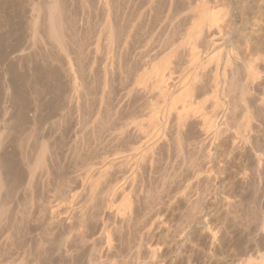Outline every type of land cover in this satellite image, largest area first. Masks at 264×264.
<instances>
[{"label": "bare ground", "instance_id": "1", "mask_svg": "<svg viewBox=\"0 0 264 264\" xmlns=\"http://www.w3.org/2000/svg\"><path fill=\"white\" fill-rule=\"evenodd\" d=\"M75 2H77V6H76ZM245 2H246V0H46V6L42 5V8H44V7L47 8V11H46L47 17H46L45 21H44V19L43 20L41 19L42 21H44V23H43L44 35H43V33L42 34L38 33V32H42V31H38L39 27L37 26L41 22V21L38 22L39 16L37 14V11L39 10L38 9L39 5L38 4H37L38 6L36 5V0H30L29 10H28L29 11L28 19L26 17L27 15L25 16L23 14L26 17V20H27L26 26L28 27V29L26 27H25V29L27 30V32H29L28 38H27V40H29V41H27V42H31L29 44L32 48L34 45H35L34 48H36L37 43H35V42L37 41V39L39 41L40 36H38V35H41V37H42L40 39L41 42H38V41L37 42L38 43L43 42V46L45 47V48H43V50L44 49L46 50L48 48V46L50 45V48L56 49V51L58 52V55H59V60H60L59 61L60 66H58L60 69H57L58 71L52 69V67L49 70L48 68H50V67H48V65H46L48 68L45 65L43 66V67L47 68L48 71H44V74H43L44 78H42V81H45V82H42V83L47 84V86H49L48 83H53V84L57 83L56 84L57 87L54 85L53 86L58 89L57 90L58 96H56V95L55 96L59 97V98H55V99H59L61 105L59 106V108H58V106H56L59 109V110L57 109L58 112L55 111L56 108L53 111L58 113L57 118H59V121H58L59 123L56 122L58 119L54 116V118L57 119V120L55 119L56 121H54V124L56 123V127H57V123L59 124V129L57 127V129H58L57 132H59V134H60V136L59 135L58 136L60 138H62L60 140L59 139H56V140H59V142L62 140L63 141V145L61 144L62 147L63 146L66 147V148L63 147V149L65 150V151H63V155L65 158L63 157L62 163L65 161V159H67L66 158V157H68L67 154H69L68 152L70 150H72L71 149V147H73L72 145H74V147H73L72 154H71L70 158L73 160V158L75 159V157H78L81 154L77 149L78 143L80 140H81V143L84 142V147L89 146L92 142H93V144H95L96 148L99 147L97 145H101L100 148H102L103 144H104V146L106 145L105 146L106 148H107V145H109V144H110V146L113 145V146H115V149L117 146H120L121 144L123 145V143L126 145L129 142V136L128 135H130L129 130H131V127H134L133 128L134 130L132 129V131H136L137 137H138L137 140L143 141V142H140L141 145H142V143H143V145L140 149L134 150V152H131L128 155L121 154V152H118V149H116L117 153H120V154H116L114 152L112 154V158H110L111 156H109V158L106 157V159L102 158L100 163L98 162L99 163L98 166H96V168L92 169V171H90V173H88L86 175V178L84 181L82 179L81 180L78 179V174L76 175L77 179L75 178V174H73V177L69 176L73 173V171L75 173L77 172V167H75L77 165V163H75V162L72 163L73 161L70 160L71 163H70V161H69V163L73 164V165L71 167L72 170L70 168H68L69 169L68 173L69 172L70 173L72 172V173L71 174L69 173L68 176L65 173L66 176H64L67 178V179L65 178L66 179L65 184H67L66 185L67 186L66 191L68 189L67 192L69 194L73 189L77 188L78 185L79 186L82 185V187H84V189L86 190L85 193H87V195H86L87 197L85 196L86 198L84 200L83 205L79 206V204L74 205L76 203L75 201L78 200L76 198L77 195L75 196V194H73V195L70 194L69 197H67L65 195L67 200L69 198V200H68V201H70L69 205H71L72 203H73V205H71V206L68 205L67 207L65 206L64 208L62 207L63 210L61 211L60 208L57 207L58 202L56 204H54L55 201L57 200V198L60 197V191L62 192V190H63V192H65V190H64L65 186H63V185H65V184H63L65 181L64 182L61 181L60 178L62 176H60V178L57 176V175L61 174L60 173L61 166H62V163L60 160L61 157L58 153L54 154L56 151L54 153L52 152L54 155H52L50 152H48L50 150H48V148H47L48 146L46 147V143L48 144V142H47L48 140H46V142H45V137L47 138V136H49V135L44 134V131H46L47 129L45 127H42L43 129L40 127L42 129L41 133H40V130H38L39 129L38 126L41 125L40 124L41 121H39V120H41V119L39 118V120H38L39 123H37V115H38V108H39L37 103L35 104L33 102L32 108L28 110L29 112H31V115L29 117H26V116L24 117V115H25L24 109L26 110V108L22 107V104L24 106H25V104L21 102V100H22L21 97H23V96H21L22 94L20 95V92H19V90L21 89L20 87L25 88L26 91L29 90L30 88L32 90L33 89L32 86H34L37 83L38 78L40 76L42 77V75L40 74V76H39L38 71H37L38 74H36L37 72L35 73L33 71V69L30 67L31 65L27 66L28 67L27 74L28 73L29 74L25 76L24 80L22 81V84L20 85L21 82L18 81L19 83H17V81H16L17 77L15 79L14 75L11 73L10 70H7V71L5 70V72H3V76H2V79L0 81V92H1V95H0L1 99L0 100H1V106H2V107L0 106L2 109L1 110L2 112L0 111L1 112V114H0V116H1L0 117L1 118L0 119V123H1V126H0V257L2 255H5V254L7 256V254H9L13 251L16 253V249H19L20 253H22V254H27V253L29 254V251L31 249L30 245L32 244V243L30 244L29 238L30 239L33 238L32 236H34L35 231H38L39 227H41V226L52 227V228L54 227V229L55 228L60 229L63 225L69 224V226H70L73 224L75 227V224H76V226H78V228L82 229V228H84L83 225L87 224L90 220H92V222L94 223L99 218L101 220L100 222H102L103 219H105L104 217H109V215L112 214L110 212L111 209L109 208L110 207L109 204L111 202L112 195L115 193V191L118 189L119 191H121L123 193L125 188L130 187V189H131L130 191L133 192V190L136 189V187H138V185H135V184L138 181H140L137 179L138 175L142 177V175H140V173H141L140 171L144 170V169L146 170V169L152 168V167L155 168L154 166H152L155 164V162H154V164H152L153 160H154V155H156L155 153L159 150L158 148L160 146L161 147L164 146V143H165V145L170 143L171 140L176 145V152L178 155H183L184 152L187 151V150L184 151L185 150L184 148H186V146H187L188 148H192L191 150L198 152L199 154H202V156H203V158H201L200 164H198L199 161L196 160V158H195L196 156H194V158H195L194 160L197 161L198 163L195 161L193 162V164L197 163V166H196V164H194V166H196V167L194 168L195 170L192 169L193 170L192 174L195 176L194 181L199 182V181H201V180H199L201 178L202 181L205 182L203 184L206 186V188L204 187L203 189L208 190V191H206L202 194L200 191V193H198L196 195V197L194 198L196 205H197V203H199L200 199L202 200L203 197L205 198V196H204L205 193H207V192L209 193V188L207 189V186H209V187L210 186H214V187L217 186L218 187V185H220V187L222 189H225V187H227L228 184L225 186V180H224L225 175H224V173L226 170V164L227 163L231 164L228 160L234 161V159H236V156L239 157L238 158L239 161L241 160V158L245 159L244 157H246V158L251 157L252 162L254 164V169L255 168L257 169V170L255 169L256 171L264 168V151H263L264 149L261 148L262 146H264L263 145L264 144V137L262 139L263 142L260 141V143L262 142V144H261L262 146L259 144L258 139H257L259 137V135H262L264 133L263 132V129H264L263 126L264 125L261 126L264 123V121H263L264 120V53L259 54L260 51L264 52V49L262 46L264 43L261 45L260 44L261 42H260L259 45L262 46V47H260L258 45V42L256 41V39L254 38V36L258 37L257 35H255L257 33V31H256V25H254V24H252L253 27H252L251 35H246L243 33V23H245V22H243V20H241V15H240L241 12L239 13V9H240L239 5L242 3L245 4ZM261 2H264V0H262ZM43 3L45 4V0ZM252 3L254 4V2H252ZM258 3H260V2H258ZM258 3H256V4H258ZM17 4H18L17 0H16V2H15V0H0V14L1 13L3 14L5 12H6V14H8V13L13 14L14 12L17 11L16 7L21 8L20 7L21 3L19 4V7L17 6ZM249 4L250 3L248 2V5ZM263 4L258 7L260 10H261V8L262 9L264 8ZM22 8H23V6H22ZM249 8H252V7L250 6ZM5 10H7L8 13ZM22 10H20V11H22ZM22 12H24V11H22ZM39 12H41V11H38V13ZM18 13H19V11H18ZM39 15L45 16V15H41V13ZM143 15H146L147 19L145 18L146 16H143ZM8 16H9V14H8ZM14 16H16V14ZM14 16H13V18L15 20ZM142 16H143V18H145L146 22L144 23V25L141 28H139L138 26L141 23L140 20L142 19ZM18 17H16V19H18ZM9 18L10 19H7L8 20L7 24H8V26L12 27L10 25V21H9V20H11L12 16ZM253 18H255V17H253ZM261 19H262V17L260 18V20ZM180 20H182V22H184V20H187V21L189 20L188 21L189 25L187 26V28L185 27L186 29H184V25L185 24L187 25V23H185V22H184L185 24L179 23ZM260 20H257L256 22H258ZM20 22H21V20L18 22V24ZM177 23L179 25L184 24L183 28L181 25L179 26V27H181V32L183 30H185V31H183L184 34H183V36H182L183 38H181V40H178V37L181 33L175 31V30H177L176 27L178 28ZM11 24H12V20H11ZM95 24H96V26H95ZM16 25H14V26L16 27ZM41 26H42V24H41ZM13 29H14V27H13ZM15 29L13 30V33H14ZM22 29H23V27H22ZM168 29H170L169 31L171 33H173L174 35L177 36V40L172 41L173 42L171 45L172 47L169 45L170 43H167V45H165L166 47H164V44H162L163 42L166 41L167 38L170 37L169 36L170 32L168 31ZM18 30L19 29L17 27V31ZM178 30H179V28H178ZM165 31H166V33H165ZM255 31H256V33H255ZM10 32H12V30ZM19 32L21 33V30H19ZM19 32H18V34H19ZM136 32H139V34L142 35V37L140 36L141 37V45L140 46H136V45L134 46L133 45L134 44V42H133L134 37H135V35H137ZM175 32L179 33V35H177V33L175 34ZM259 32H260V30H259ZM15 34H17V33L15 32ZM257 34H259V33H257ZM20 35L21 34H19V36ZM160 35H162L163 37H160ZM174 35H172L171 38ZM43 36L45 37V39H43ZM158 36L160 38H162L160 40L161 42H159V39L158 40L156 39V38H158ZM175 37H173V39H176ZM169 39H168V41H171ZM254 39H255V41H254ZM157 41H158L159 45L161 43L163 46L162 45L159 46L157 44ZM175 41H178L177 44L175 43ZM1 42H2V38H0V44H1ZM132 42H133V44H132ZM262 42H263V40H262ZM47 43L49 44L48 46H46ZM238 43H241L243 45V47H244L243 49L247 54H248L247 51H251V50H252V52L254 51V54L255 53L258 54V56H255L257 58L253 57V59L255 58L254 60L252 59L253 62L252 61L246 62V60L244 61V59H246V57H243V59H242L239 56V53L237 52L236 44L238 46ZM156 44H157L158 49L161 46L164 47L165 49L167 48V46L171 47V48H169V50H167L168 53L166 55H164L158 61L154 62V57H155L154 55L156 54V56H157L158 54H157V52L155 54H151V52H153L152 51L153 49H155V51H157ZM225 44L226 45L229 44V47L227 45V47L229 48L228 50H227V48L225 50ZM185 45L188 46L186 51H184L186 48ZM184 46H185V48H184ZM257 46H259L260 48ZM238 47L240 49L241 46H238ZM164 48H162V49H164ZM198 48H201L202 50L201 49L199 50ZM54 49H52V50H54ZM160 49H159V51H160ZM52 50H51V52H52ZM46 51H45V53L48 54L49 49L47 52ZM238 51H241V50H238ZM244 51H242V52H244ZM252 52H250V53H252ZM43 53H44V51H43ZM49 53H50V51H49ZM54 54H55V52H54ZM254 54H252V55H254ZM248 55L250 56L251 54H248ZM244 56H246V55L244 54ZM125 58L128 59V61H126ZM249 58H251V57H249ZM52 61L53 60H51V62ZM53 63H54V61H53ZM186 63L187 64L190 63L188 67L186 66L187 68L181 67V68H183V70H185V77L183 76L184 79H183V77L178 78V75H176L177 76L176 79H179V81L175 80V77H176L174 75V74H176L175 68L177 66H183V64L185 65ZM210 63H212V66H213L212 70L210 71L211 82H210V80L207 81L208 78L206 79V77H207L206 68H207V65H209ZM28 64H30V60H29ZM149 64H150V67H148V69L144 68V66L149 65ZM51 65L52 64H50V66ZM58 67L56 66V68H58ZM45 68H43V69H45ZM52 70H54V71H52ZM39 71H41V70H39ZM97 74H99L100 84H99V87L97 84V87H98L97 90H99V92L96 93V95H97L96 96L95 95V89L92 88V85H93L92 80H93V83L96 82L94 80H96V78L98 79ZM114 74H117L116 78H114ZM95 76H96V78H95ZM115 81L118 83L117 86H114V84H116ZM39 82L41 84V80L38 81L37 85L39 84ZM37 85H35V86H37ZM42 86L43 85L41 84L40 87L44 90V88H43L44 86L43 87ZM47 86H45V90L42 92H44V93L49 92V90H48L49 87H47ZM50 86H51V84H50ZM46 87L48 89H46ZM93 87H96V86H93ZM55 88H54V90H55ZM21 90L23 91L24 89H21ZM31 90H29L30 93H31ZM35 90L36 89L34 88V90H32V92ZM46 90H48V91H46ZM52 90H51V92H52ZM154 90L156 91V94H158V96L157 95L156 96L160 99L159 101L162 102V104L160 106H158V104H156L158 107H156V106L154 107V106L150 105L151 100L153 99L152 97L155 93ZM207 91H210L209 97L213 100V111L209 114V116L204 115V118H203V117L199 116L198 113H201V111L203 110V106H205L204 103L208 97V96L206 97ZM256 91H260V93H256ZM55 92H56V90H55ZM30 93L28 95L31 96ZM259 94H261V96ZM94 95L96 96L95 98H94ZM53 96H54V94H53ZM30 99L33 100V98H30ZM93 101H96V102L92 103ZM153 102L151 104H153ZM155 102H157V100ZM96 103H97V109H93L94 108L93 106H95ZM157 103H159V102H157ZM92 104H94V105L92 106ZM131 104L133 105V107L136 106L138 108V110L141 108L142 111H140V112H142V113H143V110L144 111L145 110L150 111V112L148 111L149 113L148 112L146 113V114H150V115H148L149 118L147 117V120L150 121L149 123H153L151 125H153V128H155V129H153L155 131L152 134L150 133L151 135L148 134L149 133L148 131H146V130H148L147 126H144L145 123L143 124L142 121H139L138 123H136L135 120H133V118H131L132 119L131 120L130 118H127V117L123 118L124 116L121 117V114L123 112L122 110H123L124 106L127 107V105H129L132 108ZM147 105H148V107L146 109H143ZM153 105H155V103ZM82 107L84 109H82ZM130 107H127V108H129V110H131ZM177 107L179 108L178 111H177ZM41 108H39V110L43 111V110H41ZM91 109H93L95 114L90 112ZM238 109H241L242 112H244L243 122L241 124V128L240 127L236 128L237 127L236 124H235V126H236L235 127L234 123H233L235 121L237 122V120L234 118H235V116H237L236 111ZM103 110L105 112V115H101V114H104V113H101ZM45 113H46L45 115H47L46 117L48 119L49 113H47V112H45ZM89 113L92 115L94 114V115L92 116ZM40 114H42V113H40ZM123 114H125V113L123 112ZM130 115H132V114H130ZM172 115H173V117H171ZM40 116L42 118V123L44 122L42 125H44L46 122L45 121L46 118H45V120H43L44 118L42 117V115H40ZM197 116H198L199 120L201 118H203V122H202L203 127L201 126L200 129H201V131H204V133L202 132V134L199 135L200 137L198 139L194 140L195 137L192 136V134H193L192 131H194V130L191 129L192 128L191 123L194 121H196V123H197V121H198V119H196ZM50 119L52 120V117L50 118V116H49V120ZM201 121H199V122H201ZM261 121H262V123H261ZM48 122L49 121H47L46 123H48ZM112 122L114 123L113 126H112ZM115 122L116 123L118 122L119 126L114 127L116 124ZM232 123H233V125H232ZM37 124H38V126H37ZM20 125L24 126V128H25L24 131L21 129ZM47 125H45V126H47ZM53 125H51V126H53ZM147 125H149V124L147 123ZM151 125H149L148 128H150ZM23 126H22V128H23ZM83 128H84V130H83ZM202 128H204L205 130ZM36 130H37V132L39 131L40 135L36 132ZM34 131L36 132L37 135H39V137L38 136L34 137L35 140H36V138H37V140L35 141L33 139L34 145H32V141H31L32 139L31 138H33ZM84 131H88V133H89L88 134L87 132H85L84 133L85 135H88V136L90 135L89 141L91 143L88 145H85V141H84L85 137L83 135ZM151 131L152 130H150V132ZM201 131H199V133ZM197 132H198V130H197ZM132 133L134 135V132H132ZM195 133H196V131H195ZM45 135H47V136H45ZM66 135H69L67 138L68 142L65 139ZM148 135H149V137H148ZM229 135L231 137H229ZM24 136L27 139H24L23 138ZM34 136H36V135L34 134ZM189 136L194 138L190 142H188L189 138L191 139V137H189ZM23 139L27 140L26 141V147H27L26 149L27 150H28V148H30L29 146L31 143V149H30V152L32 151V153L30 155L31 157L33 156L32 155L33 149L35 152L34 153L35 157L31 158V160L34 159L32 164H29L26 167L25 165H27V163L24 165V161H23L22 165H23V167L24 166L26 167V170H24V171H22L24 168L21 169L22 165L20 162L21 160H23L20 158L22 154L17 155L20 152V150L25 149V146H24V148H22V145H23L22 140ZM87 139H85V140H87ZM173 143L171 142V145ZM57 145L60 147V144H58V142H57ZM15 147L18 149H16ZM62 147H60V149ZM81 147H82V145H81ZM52 148H54V145L52 146ZM56 148H57V146H56ZM120 148L121 147H119V149ZM88 149L85 148V150L87 152H94L95 151V149H93L92 144L90 145L89 151H88ZM112 149L115 150L114 147ZM16 150H19V152L18 151L16 152ZM27 150H25L27 153H25V151H24V154H28ZM97 152L98 151H96V153ZM195 152H194V154H195ZM238 152H239V154H238ZM24 154L22 156H24V157L27 156V158L25 157L26 159H24V160H26V162H29L30 160L27 161L28 155H24ZM90 154L91 153H88L87 155H90ZM217 154H219L222 158V159L219 158L221 160H220V162H218L219 165L217 164L218 167H216L212 162V159L214 161V159L216 157H218ZM156 156H158V155H156ZM29 159H30V157H29ZM217 160L215 162H217ZM76 162H77V160H76ZM156 162H158V161H156ZM241 162L243 163L242 160H241ZM30 163H31V161H30ZM232 163L235 164V166L238 168V170L242 172L241 173L242 178L247 179L248 175H249V174H247L248 170L246 168H243V167L239 168V165H237V163H234V162H232ZM60 164H61V166H60ZM201 164L204 167L201 166ZM249 164H250V162H249ZM64 165H63V167H64ZM56 166L60 167V168L58 167V169H60L59 174H57L58 172L56 173V169H57ZM197 167H199V168H197ZM201 167H203V168H201ZM64 168H63V170H64ZM154 170L156 171V169H154ZM149 172H150V170H149ZM152 173H153V171H152ZM227 173H229V172H227ZM234 174H236V173H234ZM144 175H145V173H144ZM95 176H96V178H94ZM56 177H58L57 180H56ZM105 177H108L110 179H112L111 177H114V179H112V181H114V180L115 181L117 180V181H116V183H113L114 185L110 189H109V187L107 188L108 191L104 190L103 188L101 189V190L107 192V194H105L106 192H104V194L102 193V195H105V197H104L105 203H103L104 202V201H102L103 196L102 195H99L101 197H97V196H98V193L101 191L100 190L98 192V190L101 188L99 186V183L101 182V180H102L101 183H103V181L105 179H107ZM71 178L74 180L73 182L71 181L72 184L70 183ZM237 178H239V177H237ZM110 179L108 180V182H111ZM190 179H191V177H190ZM233 180H235V179H233ZM60 181H61V183L63 182L62 183L63 185L61 184L62 188H60L62 190L58 189L59 190V196L56 197L57 196L56 193L58 192V190H56L57 188H55V190L57 192L55 190H53V191L50 190L52 193L54 192V194H56L55 196L50 195V194L48 195V190L50 188L46 191L47 187H49V185L52 183H53V186L55 184L54 187H56V185H58V187H59ZM80 181H81V184H80ZM140 182H142V181H140ZM191 182H193V181L190 180L189 183L191 184ZM101 183H100V185H101ZM189 183H188V186H190ZM105 184H106V182H105ZM116 186H118V187H116ZM51 187H52V185H51ZM258 187H259V184H258ZM97 188H99V189H97ZM261 188H262V186H261ZM137 189H139V187ZM260 191H256V192L259 193ZM28 192L30 193V200H29L30 203L27 200H25L28 202L27 204H29V205H28V207H24V205L26 203L23 204L24 201L21 202L20 197L23 196V198H24L25 193H27L26 195H28L29 194ZM226 192L227 191L223 192V193H225L224 196L222 193L223 197L221 199L222 201L220 200V202L223 205V207H225L228 211V209L230 210V209H233L234 207H236V204L238 203L239 200L237 201L236 197L232 196V193H230L231 196H229L230 194L228 192V196H227ZM232 192H233V190H232ZM256 192H255V194H257ZM63 194H67V193L65 192ZM130 194H132V193L130 192ZM130 194H129V196H130ZM62 195H61V199H63ZM133 195L135 196V194H133ZM194 195H195V192H194ZM260 195L261 194H259V196ZM123 196H124V198L122 197L123 198L122 203H120L122 208H121V212H120L121 214H120L119 220L121 222H123V224H126L127 226L131 224V225L136 227V224L134 225L131 223L133 220H135L136 217H138V216L133 217V215H132L133 209H134L133 208L134 204H133V206H131V204H132L131 202H133L134 199L130 200V198L128 197L127 194H125ZM210 196H211V194H210ZM236 196H237V194H236ZM75 198H76V200H75ZM96 198H99V199L102 198L100 201V202H102V204H101V206H98V207H102V205L105 204V208L104 207H103L104 209L101 208V210L102 209L103 210L102 211L100 210L101 213L99 214L98 218L96 216L97 214H95V218H96V220H95V218H92V216L94 217L93 212H95L97 209H94L95 211L92 210L94 207H96V206H94L95 204L93 205L92 203L96 201ZM133 198H135V197H133ZM140 199H141V197H140ZM213 199H211V200H213ZM253 199H254V197H253ZM189 200H191V199H189ZM187 201H188V199H187ZM258 201H259V199H258ZM78 203H80V202H78ZM188 203H189V201H188ZM218 203H219V201H218ZM21 204H23V205H21ZM27 204L25 206H27ZM65 204H68V202H66ZM98 204L100 205L99 202H98ZM98 204H96V205H98ZM238 204L240 205V203H238ZM192 205H193V203H192ZM148 206L147 207L144 206V207L148 208ZM151 206H152V204H151ZM154 207H155V205H154ZM237 207H240V206L237 205ZM138 209H140V208H138ZM33 210L36 211V212L34 211L35 215L32 212ZM143 211H145V210H143ZM143 211H142L141 215L142 214H145V215H143V217L142 216L139 217V218H141V220H138L139 222L133 221L134 223L138 222V225L140 223L139 227H143V229L147 230V231L144 230V232L141 235L139 234L141 237L143 235L148 234L149 230H151V229L145 228V226H148L150 223H152V221H151L152 219L150 216L152 214V212L150 211L151 212L150 213L147 211L148 214H150V215H148L145 212L143 213ZM153 211L156 212L155 208ZM96 212L99 213L98 210ZM137 212H139V211H136L135 214ZM228 213H230V212H228ZM32 214H33V216H31ZM263 214H264V212H263ZM263 214H262V216H263ZM152 215H154V214H152ZM154 216H152V217H154ZM87 218H88V222L86 223ZM139 218H136V219H139ZM93 219H94V221H93ZM262 219H264V218H262ZM97 221H96V225H97ZM98 225H97V228H99ZM131 225H130V227H131ZM85 226H87V225H85ZM101 226L105 227L106 225L104 226L102 224ZM151 226H153V223L151 224ZM70 227H72V226H70ZM103 227H101L102 229L97 233V236L95 238L93 237L94 238L93 240L90 238V240L92 241V244L97 243V242H101L105 239L106 244H107L106 247L111 248V249L115 248L119 244H117L115 247L112 245V242H113V241H111L112 237L109 236L108 234H106L107 232L104 231L105 229ZM139 227H138V230H139ZM260 227H261L262 232H264V221L262 222ZM97 228H96V230H97ZM121 228L124 229V226ZM41 229H39V231L41 230V232H44L43 228H41ZM50 229L51 228H49V230ZM85 229H86V227H85ZM118 229H120L119 226H118ZM141 229H140V231H142ZM20 230H22L25 233V235L19 236V237L24 238V240H22V241H25V239H27V240L25 241V243L21 241L24 244L20 245V248H19L18 247L19 244L16 246L13 243L14 241L11 242L12 241L11 238H13V240H15L14 239L15 237L12 235V233L13 234L15 233L14 234L15 236L17 234V236H18ZM51 230H53V229H51ZM96 230H95V234L97 232ZM78 231H79V233L77 232V234H78L77 236H75L76 233L73 235L75 237H77V240H79L77 242H79L80 245L82 246V244H84L86 242L88 237H86L84 235L85 233L83 234L84 230H83V232H82V230L81 231L78 230ZM115 231H116V229H115ZM129 231H128V233L131 232V231L130 232ZM21 232H20V234H22ZM41 232H39V234L37 232L38 235H36V237H38L41 234ZM50 232L51 231H49V233ZM117 232H118V230H117ZM209 232H210V230H209ZM44 233H46V232H44ZM47 233H48V230H47ZM134 233H133V235H134ZM48 234H46V236ZM95 234H93V235H95ZM126 234H127V232H126ZM42 235H43V233L40 236H42ZM121 235H123V233ZM135 235H134V237H135ZM75 237H74V239H75ZM49 238H51V237H49ZM66 238H68V237H66ZM71 238L73 239V237H71ZM132 238H133V236H132ZM132 238H130V237L128 238V236H127V239H132ZM39 239H41V238H39ZM51 239H53V238H51ZM37 241H39L38 245H37V249L44 247V246H42L43 245L42 243H44V242H42L41 240H37ZM55 241L53 239V242H55ZM72 241L71 242L73 244L76 243V242H74L75 240H72ZM16 242H18V240ZM68 242H69V240H68ZM119 242H120V238H119ZM56 243H58V242L56 241ZM114 243H115V241L113 242V244ZM35 244H37V243H35ZM48 244H49V242H48ZM112 246H113V248H112ZM61 247H60V245L56 246V249L59 250V255H61V256L63 255L62 256L63 258L67 257L68 259H70L68 262H70V264H72L73 263V255L77 251V250L75 251L74 249H78V248H75V246H74V249L71 248V250H74L73 252H71V250H69L70 252L69 251L67 252L66 249H63ZM80 248H79V250H81ZM43 249L45 250V248H43ZM61 249H62V251H64L63 254H60V253H62V252H60ZM68 249H69V247H68ZM116 249H113V251ZM108 250H106V251L108 252ZM117 250H116V252H117ZM18 251H17V253H18ZM49 251H51V250H49ZM55 251L56 250H53V252H55ZM15 253H13V254H15ZM20 253H18V254H20ZM32 253H34V252H32ZM81 253H82V251H81ZM54 254H56V253H53V255ZM31 255H33V254H31ZM44 255H46V254L43 253V256ZM53 255H51V257ZM17 256H19V255H17ZM26 256H28V255H26ZM74 256H76V254ZM78 256H80V255H78ZM20 257H21V254H20ZM23 257H25V256H23ZM23 257H21V259ZM63 258H62V260H63ZM10 259H12V258H10ZM13 259H14V257H13ZM18 259H20V258L18 257ZM25 259H27V258H25ZM32 259H35L34 256ZM7 260H9V259H7ZM37 260H38V258H37ZM43 260H44V258H43ZM43 260L41 259V261H43ZM74 260H76L78 263V260L75 259V257H74ZM21 261H24V260H21ZM30 261H31V258H30ZM235 261H237L238 264H264V255L262 257H260L259 261H257V262H253V261L249 260L248 258L247 259L238 258ZM5 263H8V261ZM37 263H38V261H35L34 264H37ZM50 263H51V261H50ZM77 263L74 262L73 264H77ZM152 263H154V262H152ZM3 264H4V262H3ZM56 264H57V261H56ZM64 264H67V263L65 262ZM87 264H106V262L105 261H99V260H97L96 256H93L92 258L89 259ZM107 264H109V263H107Z\"/></svg>", "mask_w": 264, "mask_h": 264}, {"label": "rangeland", "instance_id": "2", "mask_svg": "<svg viewBox=\"0 0 264 264\" xmlns=\"http://www.w3.org/2000/svg\"><path fill=\"white\" fill-rule=\"evenodd\" d=\"M18 1V4H17V6L19 7V4H20V7L21 8H17L16 7V12H14L13 14H10V13H8V11L7 10H5V11H7V13L9 14V16H8V14H6V12L5 13H1L0 14V38H2V42H1V44H0V81H1V79H2V76H3V72H5V70L7 71V70H10L11 71V73L14 75V77H15V79H16V77H17V83H19L18 81H20L21 83H20V85L22 84V81L24 80V78H25V76L26 75H28L27 74V72H28V67L27 66H30L32 69H33V71L36 73L37 71L39 72V76H40V74L42 75V77L40 76L39 78H38V81H40L41 80V84L44 86H42L43 88H44V90H45V86H47V84H43L42 82H45V81H42V78H44V76H43V74H44V71H48L47 70V68L48 67H50V68H48L49 70L51 69V67H52V69H54V70H56V71H58L57 69H60L58 66H60V64H59V55H58V52L56 51V49H54V48H50V45L47 43L46 44V46H48V48L46 49L47 51H48V49H49V51H50V53H49V51H48V54H46L45 53V49L43 50V48H45L44 46H43V42L42 43H38V42H41V35H38V36H40L39 37V41H38V39H37V41L35 42V43H37L36 44V48H34L35 47V45L33 46V48L30 46V44L29 43H31V42H27V41H29V40H27V38H28V34H29V32H27V30L25 29V27L28 29V27L26 26V24H27V20H26V17H27V19H28V15H29V3H30V0H17ZM256 1V2H255ZM262 0H246V2H245V4L244 3H242V4H240L239 5V13H240V15H241V20H243V22H245V23H243V33L244 34H246V35H251V33H252V27H253V25L252 24H254V25H256V31H257V33H259V34H257L256 33V31H255V35H257L258 37H256V36H254V38L256 39V41L258 42V45H259V43L262 45L263 43H264V8L262 9L261 8V10L258 8L260 5H262L264 2H261ZM15 2H16V0H15ZM23 2V3H22ZM44 2V0H36V5L38 6V11H41V12H39L38 13V11H37V14H38V16H39V20H38V22L39 21H41L40 22V24H38L37 26L39 27V30L38 31H42V32H38V33H40V34H42L43 33V35H44V25H43V23H44V21H45V19H46V15H47V8H42V5H45L46 6V0H45V4L43 3ZM248 2L250 3L249 5H248ZM252 2H254V4L252 3ZM258 2H260V3H258ZM252 3V4H251ZM256 3H258V4H256ZM75 4H76V6H77V2H75ZM243 5V6H242ZM264 5V4H263ZM22 6H23V8H22ZM252 7V8H249V7ZM243 7V8H242ZM264 7V6H263ZM248 8V9H247ZM23 9V10H22ZM20 10H22V11H24V12H22V11H20ZM18 11H19V13H18ZM41 13V15H45V16H40L39 14ZM44 13V14H43ZM253 13V14H252ZM16 14V16H14ZM20 16H19V15ZM26 16H24V15ZM12 16V18H11V20H12V24H11V20H9L10 21V25L12 26V27H10V26H8V24H7V22H8V20L7 19H10L9 17H11ZM19 17H18V16ZM13 16L15 17V20H14V18H13ZM22 16V17H21ZM143 16H146V15H143ZM143 16H142V19L140 20V24H139V28H141L143 25H144V23L146 22L145 21V18L147 19V16L145 17V18H143ZM8 17V18H7ZM16 17H18V19H16ZM21 17V18H20ZM43 17V18H42ZM253 17H255V18H253ZM262 17V19L260 20V18ZM250 18V19H249ZM44 19V21H42V20ZM253 19V20H252ZM255 19V20H254ZM7 20V21H6ZM16 22H14V21ZM21 20V22L18 24V22ZM23 20V21H22ZM257 20H260V21H258V22H256ZM189 21V20H188ZM188 21L187 20H184V22L185 23H187V25L184 23V22H182V20H180V22L179 23H184L183 25H184V29H186L187 28V26L189 25L188 24ZM252 21V22H251ZM14 23V24H13ZM24 23V24H23ZM251 23V24H250ZM258 23V24H257ZM17 24V25H16ZM41 24H42V26H41ZM178 24V23H177ZM249 24V25H248ZM14 25H16V27L14 26ZM181 26H182V28H183V25L182 24H180ZM179 24L177 25L178 26V28H179V30H178V28L176 27V29L177 30H175V31H177V32H179V33H181L180 35H179V33H177V32H175V34L177 33V35H179V37H178V40H181V38H183L182 36H183V34H184V32L183 31H185V30H183L182 32H181V27H179L180 26ZM21 26V27H20ZM95 26H96V24H95ZM13 27H14V29H15V31H14V33H13ZM17 27H18V29L19 30H21V33L19 32V30L17 31ZM22 27H23V29H22ZM37 27V28H38ZM43 29H42V28ZM186 27V28H185ZM258 28V29H257ZM10 29V30H9ZM250 29V30H249ZM12 30V32H10ZM23 30V31H22ZM26 30V31H25ZM170 29H168V31H169ZM259 30H260V32H259ZM263 31V32H262ZM15 32L17 33V34H15ZM18 32H19V34H21L20 36H19V34H18ZM27 34H26V33ZM170 32V31H169ZM168 32V33H169ZM165 33H166V31H165ZM13 34V35H12ZM136 34L137 35H135V37H134V40H133V42H134V44H133V42H132V44L135 46H140L141 45V37H142V35H140L139 34V32H136ZM170 35V39L169 38H167L166 39V41L165 42H163L162 44H164V47H166L165 45H167V43H170L169 45L171 46L172 45V41H174V40H177V36L176 35H174L173 33H169ZM261 34V35H260ZM15 35V36H14ZM27 35V36H26ZM172 35H174L173 37H175L176 39H173V37L171 38V36ZM253 35V34H252ZM141 36V37H140ZM260 36V37H259ZM263 36V37H262ZM160 37H163L162 35H160ZM159 36H158V38H156L157 40L159 39V42H161L160 40L162 39V38H160ZM180 38V39H179ZM43 39H45V37L43 36ZM168 39L169 40H171V41H168ZM173 39V40H172ZM255 39H254V41H255ZM258 39V40H257ZM262 40H263V42H262ZM140 41V42H139ZM136 42V43H135ZM177 42L178 41H175V43L177 44ZM34 43V44H35ZM40 44V45H39ZM157 44H158V41H157ZM157 44H156V48H157ZM161 43H160V45H162ZM42 45V46H41ZM159 45V44H158ZM159 45V46H160ZM228 45V47H229V44H227ZM227 45L225 44V50H226V48H227V50L229 49L228 47H227ZM39 48H38V47ZM158 46V47H159ZM163 46V45H162ZM159 47V49H160V51H159V49L157 48V51H155V49H153L152 51L154 52H151V54H155L156 52H157V56H156V54L154 55L155 57H154V62H156V61H158L160 58H162L164 55H166L167 53H168V51L167 50H169V48H171V47H168L167 46V48L165 49L164 47ZM186 46V45H185ZM185 46H184V48H185ZM238 46H241L240 47V49H239V47ZM238 46H237V44H236V47H237V52L239 53V56L243 59V57H246V59H244V61L246 60V62H249V61H252L253 62V60L255 59V58H257V57H255V56H258V54H254V51L252 52V50L251 51H247L248 52V54H254V55H248L245 51H244V47H243V45L241 44V43H238ZM260 46V45H259ZM259 46H257V47H259ZM263 46V49H264V44L262 45ZM262 46H260V47H262ZM29 47V48H28ZM42 47V48H41ZM259 47V48H260ZM28 48V49H27ZM32 48V49H31ZM162 48H164V49H162ZM188 48V46H186V48H185V50L184 51H186V49ZM242 48V49H241ZM31 49V50H30ZM52 49H54V50H52ZM199 50L201 49V48H198ZM262 49V48H261ZM260 49V50H261ZM51 50H52V52H51ZM163 50V51H162ZM198 50V51H199ZM202 50V49H201ZM238 50H241V51H238ZM43 51H44V53H43ZM46 51V52H47ZM160 53H159V52ZM242 51H244V52H242ZM30 52V53H29ZM54 52H55V54H54ZM250 52H252V53H250ZM264 52L263 51H260V53L259 54H263ZM31 54V55H30ZM46 56H45V55ZM243 56H242V55ZM244 54L246 55V56H244ZM51 55V56H50ZM44 56V57H43ZM50 56V57H49ZM251 57V58H249V57ZM31 57V58H30ZM253 57H255L254 59H253ZM29 58V59H28ZM51 58V59H50ZM53 58V59H52ZM249 58V59H248ZM33 59V60H32ZM126 59V58H125ZM156 59V60H155ZM248 59V60H247ZM253 59V60H252ZM29 60H30V64H28L29 63ZM51 60H53L54 61V63H53V61L51 62ZM126 61H128V59H126ZM45 64H44V63ZM28 65H27V64ZM34 64V65H33ZM50 64H52L51 66H50ZM58 64V65H57ZM190 64V63H189ZM189 64H183V66H177L176 68H175V73L176 74H174L175 76L176 75H178V78H180V77H185V70H183V68H181V67H188L189 66ZM46 66V65H48V67L47 68H45V67H43V66ZM55 65V66H54ZM56 66L58 67V68H56ZM55 67V68H54ZM148 67H150V64L149 65H146V66H144V68H146V69H148ZM186 67V68H187ZM43 68H45V69H43ZM212 68H213V66H212V63H210L209 65H207V68H206V70H207V77H206V79H207V81H209L210 80V82H211V79H210V71L212 70ZM39 70H41V71H39ZM54 70H52V71H54ZM38 72L36 73V74H38ZM178 72V73H177ZM184 73V74H183ZM17 75V76H16ZM98 75V79L96 78V76ZM96 76H95V78H96V80H94V81H96L95 83H93V80H92V88L93 89H95V95H96V93H98L99 92V90H97L98 89V87H99V84H100V81H99V74H97ZM173 75V76H174ZM182 75V76H181ZM117 77V74H114V78H116ZM184 77H183V79H184ZM94 78V79H95ZM177 78V76L175 77V80H177V81H179V79H176ZM98 80V81H97ZM38 81H37V83H38ZM117 81V80H116ZM115 81V83L116 84H114V86H117L118 85V83ZM37 83L35 84V85H37ZM47 83V82H46ZM41 84H40V82H39V84L37 85V86H32V90H34V88L36 89L35 91H33L32 92V90H31V88L29 89V90H31V93H30V91L29 90H27L26 91V89L25 88H23V87H20L21 89H24L23 91L20 89L19 90V92H20V95L21 96H23V97H21L22 98V100H21V102L22 103H24L25 104V106L22 104V107H24V108H26V110L24 109V113H25V115H24V117L26 116V117H29L30 115H31V112H29L28 110L29 109H31L32 108V103L34 102L35 104L37 103V105H38V107L39 108H41V110H43V111H40L39 110V108H38V115L40 114V113H42V114H40V115H42V117L44 118L43 120H45V118H46V122L47 121H49L48 123H46L45 122V124L44 125H42L43 123H42V118H41V116L39 117L38 115H37V123H39V121H41L40 122V126H38V124H37V126H38V130H40V133H41V130L43 129L42 127H45L47 130L46 131H44V134H47V135H49V136H47V135H45V136H47V138L45 137V142H46V140H48L47 142H48V144L46 143V147L48 148V150H50V151H48V152H50L52 155H54V154H59L60 155V160H61V163H62V160H63V157H64V155H63V151H65L64 149H63V147H62V145H63V141L61 142H59V140L60 139H62V138H60L59 136H60V134H59V132H57V130L59 129V118H57V112H58V108H59V106L61 105V103H60V100L59 99H55V98H59V97H56V96H58L57 94V88H55L54 86H56V84L54 83H48V85L49 86H47V87H49V89L46 87V89H48L49 90V92H42V91H44L40 86H41ZM50 84H51V86H50ZM95 84V85H94ZM97 84H98V87H97ZM209 84V83H208ZM54 85V86H53ZM53 86V87H52ZM93 86H96V87H93ZM37 87V88H36ZM57 87V86H56ZM51 88V89H50ZM54 88H55V90H56V92H55V90H54ZM53 89V90H52ZM92 89V90H93ZM48 90H46V91H48ZM51 90H52V92H51ZM23 93H22V92ZM29 91V92H28ZM55 92V93H54ZM154 95H153V101L151 100V103L153 102V104L155 103V105H153V104H151L150 103V105H152V106H156V107H158V106H160L161 104H162V102L161 101H159L160 99L157 97L158 96V94H156V91L154 90ZM31 94V96L30 95H28V94ZM44 93V94H43ZM47 93V94H46ZM209 93V94H208ZM256 93H260V91H256ZM46 94V95H45ZM53 94H54V96H53ZM0 95H1V92H0ZM44 95V96H43ZM56 95V96H55ZM94 95V98L97 96H95ZM157 95V96H156ZM260 96H261V94H259ZM30 96V97H29ZM46 96V97H45ZM208 96V97H207ZM210 96V91H207V94H206V97H207V100L205 101V106H203V110L201 111V113H198L199 114V116H201V117H203L204 118V115L205 116H209V114L213 111V100L209 97ZM30 98H33V100L32 99H30ZM98 98V97H97ZM158 98V99H157ZM1 99V98H0ZM35 99V100H34ZM157 100V102H159V103H157V102H155ZM94 102H96V101H93L92 103H94ZM59 103V104H58ZM156 104H158V106L156 105ZM94 104H92V106H93ZM149 105V106H150ZM0 106H1V100H0ZM41 106V107H40ZM56 106H58V108L56 107ZM91 106V107H92ZM131 106H132V108L129 106V105H127V107H130L131 108V110H129V108H127V107H125L124 106V108H123V112L125 113V114H123V112H122V114H121V117H123V118H133V120H135V122L136 123H138L139 121H142L143 122V124H144V126H147V129L148 130H146V131H148L149 133L148 134H152L155 130H153V129H155V128H153V125H151V124H153V123H149L150 121H148L147 120V117L149 118V116L148 115H150V114H146L148 111L147 110H143V113L142 112H140V111H142L141 110V108L138 110V108L136 107V106H134L133 107V105L131 104ZM2 107V106H1ZM1 107H0V111L2 110L1 109ZM90 107V108H91ZM94 108L93 109H97V103L95 104V106H93ZM136 107V108H135ZM148 107V105L146 106V107H144L143 109H146ZM54 108V109H53ZM55 108H56V110H55ZM23 109V108H22ZM58 109V110H57ZM82 109H84L83 107H82ZM93 109H91L90 110V112H92V113H94V111H93ZM126 109V110H125ZM53 110H55V111H57V112H55V111H53ZM128 110V111H127ZM179 110V108L177 107V111ZM240 110V111H239ZM40 111V112H39ZM96 111V110H95ZM2 112V111H1ZM1 112H0V114H1ZM45 112H47V113H49L48 114V119H47V115H45L46 113ZM133 112V113H132ZM150 112V111H149ZM148 112V113H149ZM101 113H104V114H101V115H105V112H104V110L101 112ZM135 113V114H134ZM55 114V115H54ZM90 114V113H89ZM95 114V113H94ZM93 114V115H94ZM130 114H132V115H130ZM134 114V115H133ZM142 114V115H141ZM146 114V115H145ZM197 114V115H198ZM236 114H237V116H235V118L234 119H236L237 120V122L235 123V122H233L234 123V126H235V124H236V128H238V127H240L241 128V124H242V122H243V116H244V112H242V110L241 109H238L237 111H236ZM90 115H92V114H90ZM89 115V116H90ZM92 115V116H93ZM128 115V116H127ZM145 115V116H144ZM49 116H50V118L52 117V120L50 121L49 120ZM54 116L58 119H56V118H54ZM132 116V117H131ZM1 117V116H0ZM59 117V116H58ZM171 117H173V115L171 116ZM200 117V118H201ZM39 118L41 119V120H39ZM203 118H201L200 120L198 119V116H197V118L196 119H198V121H197V123H196V121H194V122H192L191 123V129L192 130H194V131H192L193 132V134H192V136L193 137H195V139L193 138V137H191V136H189V137H191V139L189 138V141L188 142H190V141H192V139H194V140H196V139H198L200 136L199 135H201L202 134V132L204 133V131H201V126L203 127V124H202V122H203ZM1 119V118H0ZM57 121H56V120ZM172 119V118H171ZM39 120V121H38ZM132 120V119H131ZM173 120V119H172ZM202 120V121H201ZM263 120V119H262ZM54 121H56V122H58L57 123V127H58V129H57V127H56V123L54 124ZM115 121V120H114ZM199 121H201V122H199ZM264 121V120H263ZM52 122V123H51ZM199 122V123H198ZM116 123V122H115ZM135 123V124H136ZM141 123V122H140ZM147 123L149 124V125H151L150 126V128H148L149 127V125H147ZM233 123H232V125H233ZM261 123H262V121H261ZM48 124V125H47ZM50 124V125H49ZM54 124V125H53ZM113 122H112V126H113ZM173 124V123H172ZM196 124V125H195ZM202 124V125H201ZM24 125V124H23ZM23 125H20L21 126V129L24 131L25 130V128H24V126ZM45 125H47V126H45ZM51 125H53V126H51ZM264 125V123L261 125V126H263ZM0 126H1V123H0ZM22 126H23V128H22ZM117 126H119V123L117 122L116 124H115V126L114 127H117ZM171 126V125H170ZM194 126V127H193ZM42 129H41V128ZM56 127V128H55ZM264 127V126H263ZM262 127V128H263ZM55 128V129H54ZM134 127H131V130H129L130 131V135H128L129 136V142L125 145L124 143H123V145L121 144L120 146H117L116 147V149H118V152H121V154H124V155H128V154H130L131 152H134V150H137V149H140L141 147H142V145H143V143H142V145H141V143L140 142H143V141H138L137 140V133H136V131H132V129H133ZM145 128V127H144ZM152 128V129H151ZM196 129V130H195ZM202 129H204V128H202ZM19 130V129H18ZM56 130V131H55ZM83 130H84V128H83ZM82 130V131H83ZM134 130V129H133ZM150 130H152L151 132H150ZM197 130H198V132H197ZM205 130V129H204ZM195 131H196V133H195ZM199 131H201L200 133H199ZM36 132H37V130H36ZM36 132L34 131V133H33V138H31L32 140V145H34L33 144V139L35 140V138L34 137H39V131L37 132L39 135H37L36 134ZM46 132V133H45ZM85 132H87L88 133V131H84L83 132V135H84V141H85V145H88V144H90L91 142L89 141L90 140V135L88 136V135H85L84 133ZM132 132H134V135H133V133ZM263 132H264V129H263ZM86 133V134H87ZM136 133V134H135ZM198 133V134H197ZM34 134L36 135V136H34ZM89 134V133H88ZM150 134V135H151ZM190 134V135H191ZM195 134V135H194ZM197 134V135H196ZM229 134V133H228ZM227 134V135H228ZM55 135V136H54ZM59 135V136H58ZM264 135V133L262 134V135H259V137L257 138L258 139V142H259V144L261 145L262 144V142H263V136ZM68 136L69 135H66V140H67V142H68ZM57 137V138H56ZM88 139H87V138ZM131 137V138H130ZM148 137H149V135H148ZM197 137V138H196ZM229 137H231L230 135H229ZM24 139H27V138H25V136L23 137ZM54 138V139H53ZM22 140V148H24V146H25V149L24 150H20V152H19V150H16V152L18 151L19 153L17 154V155H23L24 154V151L25 150H27L26 148V141L27 140ZM56 139H59V140H56ZM85 139H87V140H85ZM131 139V140H130ZM36 140H37V138H36ZM35 140V141H36ZM30 141V142H31ZM56 141V142H55ZM83 141V140H82ZM260 141H262L261 143H260ZM25 144H24V143ZM57 142H58V144H60V147H62L61 149H60V147L57 145ZM66 142V141H65ZM171 142L173 143V141L171 140L170 141V143H168V144H166L165 145V143H164V146H160L156 151V155H158V156H156V155H154V160H153V163L152 164H154V162H155V164L154 165H152V166H154L155 168H153L152 166V168H148V169H144V170H141L140 172V175H142V177L141 176H139L138 175V177H137V179L138 180H140V181H142V182H140V181H138L135 185H138V187H139V189H137L138 187H136V189H134L133 190V192L132 191H130L131 189H130V187H128V188H125V190L123 191V193L121 192V191H119L118 189L115 191V193L112 195V198H111V202H110V204H109V208L111 209V213L113 214H110L109 215V217H104L105 219H103V221L102 222H100L101 220L98 218L99 217V214L101 213V211L105 208V204L104 205H102V207H98V206H101V204H102V202H100L101 201V199L102 198H96V201L95 202H93L92 204L94 205V206H96V207H94L92 210L93 211H95L94 209H97L98 210V212L99 213H97L96 211L95 212H93L94 214V217L92 216V218H95V214H97L96 216H97V218L99 219H97L96 220V218H95V220L97 221V225H98V227L99 228H97V225H96V221L93 223L92 222V220H90L89 222H88V218L86 219L87 221H86V223L87 224H85V225H87V226H85V225H83L84 226V228H78V226H76V224H75V227H74V225L72 224V225H70V226H72V227H70L69 226V224L68 225H63L59 230L57 229V228H55L54 229V227L52 228V227H43V226H41V227H39V229H41V228H43V231L44 232H46V233H44V232H41V230L39 231V229H38V231H35V234H34V236H32L33 238H29V240H30V247H31V249H30V251H29V254L27 253V254H22V253H20V250L19 249H16V253L13 251V252H11V253H9V254H7V256H6V254L5 255H2L1 257H0V263L1 264H3V262H4V264H34L35 263V261H38V263L37 264H56V261H57V264L59 263V264H64L65 262L67 263V264H70V262H68L70 259H68L67 257H65V258H63L61 255H59V250H57L56 249V246L57 245H60V247L61 248H63V249H66L67 250V252L69 251V250H71V248L72 249H74V246H75V248H78V249H74L75 251H76V256H74L73 255V263L74 262H76L77 263V261L76 260H74V257H75V259H77L78 260V263L77 264H87V262L89 261V259L90 258H92L93 256H96V258H97V260H99V261H105L106 262V264L107 263H109V264H238V262L237 261H235V260H237L238 258H242V259H249V260H251V261H253V262H257V261H259V259H260V257H262L263 255H264V232H262V230H261V224H262V222L264 221V219H262V218H264L263 216H264V214H263V212H264V168H262V169H259L258 171H256L255 169H254V164H253V162H252V158L251 157H244L245 159H242L241 158V160L243 161V163L241 162V160L239 161V157L238 156H236V159H234V161H232V160H228L231 164H229V163H227L226 164V170H225V173H224V180H225V186L227 185V187H225V189H222L221 187H220V185H218V187L216 186V187H214V186H207V189L209 188V193L207 192V193H205L204 194V196H205V198L203 197L202 198V200L200 199V201H199V203H197V205H196V202H195V197H196V195L198 194V193H200V191H201V194L202 193H204V192H206V191H208V190H205V189H203L204 187L206 188V186L203 184V183H205L204 181H202V179L200 178L199 180H201V181H199V182H196V181H194V179H195V176L192 174V172H193V170H195L194 168L197 166V161H195L194 159L196 158V160H198L199 161V163L198 164H200V161H201V158H203V156H202V154H199L198 152H195V151H193V150H191L192 148H188L187 146H186V148H184L183 150L184 151H186V152H184V154L183 155H178L177 154V152H176V145L173 143L172 145H171ZM186 142V141H185ZM62 144V145H61ZM82 145V147H81V145ZM92 144V146H93V149H95V151L94 152H87L86 150H85V148L86 149H90V145ZM89 146H85L84 147V142H82L81 143V140L79 141V143H78V151L81 153L78 157H75V159L73 158V160L70 158L71 157V154H72V150H73V147H74V145H72L73 147H71V149L72 150H70L68 153L70 154H67L68 155V157H66L67 159H65V161L62 163V166H61V164H60V166H61V171H60V173L61 174H59V170L60 169H58V167L56 166V173L57 174H59V175H57L59 178H60V176H62L60 179H61V181H65L63 184H65L66 183V177H64V176H66V174H67V176L69 175V173H68V168H70L71 170H72V165L73 164H70L71 163V161H73L72 163H77V165L75 166V167H77V172L75 173L74 171H73V173L71 174V175H69V176H71V177H73V174H75V178L77 179V177H76V175L78 174V179L79 180H85V178H86V175L88 174V173H90V171H92V169H94V168H96V166H98V164L100 163V161H101V159L103 158V159H106V157L107 158H109V156H111L110 158H112V154L115 152L116 154H120V153H117V150L115 149V146H113L114 147V149L116 150H113L112 148V146H110V144L109 145H107V148L104 146V144H103V146H102V148H100V146L101 145H97V146H99V147H95V144H93V142L91 143ZM170 144V145H169ZM54 145V148H52V146ZM57 146V148H56V146ZM115 145V144H114ZM130 145V146H129ZM169 145V146H168ZM175 145V146H174ZM259 145V146H260ZM264 145V144H263ZM80 146V147H79ZM123 146V147H122ZM262 146V145H261ZM260 146V147H261ZM30 148H28V154H24V155H28V159H27V161L28 160H30L31 161V163H30V161L29 162H26V160H24V159H26L27 158V156H22L21 155V159H23V160H21L20 162H21V165H22V163H23V161H24V165L27 163V165H25L26 167L29 165V164H32L33 163V160L34 159H32L31 160V158H33V157H35V155H34V149H33V156L31 157L30 155H31V153H32V151L30 152V149H31V143H30V146H29ZM33 147V146H32ZM119 147H121L120 149H119ZM16 148V147H15ZM64 148H66V147H64ZM163 148V149H162ZM262 149H264V146H262L261 147ZM16 149H18V148H16ZM89 149H88V151H89ZM92 149V150H93ZM100 149V150H99ZM62 150V151H61ZM85 150V151H84ZM102 150V151H101ZM56 151V152H55ZM96 151H98L97 153H96ZM191 151V152H190ZM193 151V152H192ZM264 151V150H263ZM23 152V153H22ZM54 154H53V153ZM87 152V153H86ZM160 152V153H159ZM189 152V153H188ZM194 152H195V154H194ZM219 152V151H218ZM25 153H27L26 151H25ZM30 153V154H29ZM66 153V152H65ZM64 153V154H65ZM88 153H91L90 155H87ZM161 154V155H160ZM191 154V155H190ZM193 154V155H192ZM238 154H239V152H238ZM73 156V155H72ZM194 156H196L195 158H194ZM217 156L218 157H216L215 159H214V161H213V159H212V162H213V164L216 166V167H218V165H219V163L218 162H220V160L222 159L221 158V156L219 155V154H217ZM29 157H30V159H29ZM47 157V156H46ZM105 157V158H104ZM114 157V156H113ZM65 158V157H64ZM199 158V159H198ZM219 158H221V159H219ZM162 159V160H161ZM218 159V160H217ZM71 160V161H70ZM76 160H77V162H76ZM161 160V161H160ZM217 160V162H215ZM69 161H70V163H69ZM156 161H158V162H156ZM197 162V163H194V164H196V166H194V164H193V162ZM236 161V162H235ZM67 162V163H66ZM99 162V163H98ZM232 162H234V163H237V165H239V168L241 167H243V168H246L248 171H247V174H249L248 175V178L247 179H243L242 178V175H241V171H239L238 170V168L235 166V164H233ZM249 162H250V164H249ZM56 163V162H55ZM66 163V164H65ZM65 164V165H64ZM87 164V165H86ZM158 164V165H157ZM218 164V165H217ZM229 164V165H228ZM247 164V165H246ZM63 165H64V167L67 169H65L64 167H63ZM67 165V166H66ZM23 167V165H22V167H21V169H23L22 171H24V170H26V167ZM194 166V167H193ZM200 166V165H199ZM201 166H203L202 164H201ZM245 166V167H244ZM131 167V166H130ZM204 167V166H203ZM203 167H201V168H203ZM253 167V168H252ZM60 168V167H59ZM63 168H64V170H63ZM197 168H199V167H197ZM196 168V169H197ZM152 169V170H151ZM154 169H156V171L154 170ZM193 169V170H192ZM58 170V171H57ZM70 170V171H71ZM149 170H150V172H149ZM143 171V172H142ZM152 171H153V173H152ZM253 171V172H252ZM227 172H229V173H227ZM231 172V173H230ZM239 174H238V173ZM245 172V171H244ZM249 172V173H248ZM252 172V173H251ZM24 173V172H23ZM66 173V174H65ZM144 173H145V175H144ZM152 173V174H151ZM202 173V172H201ZM234 173H236V174H234ZM254 173V174H253ZM65 174V175H64ZM229 175V176H228ZM234 175V176H233ZM239 175V176H238ZM241 175V176H240ZM117 176V175H116ZM58 177H56V180L58 179ZM64 177V178H63ZM145 177V178H144ZM190 177H191V179H190ZM231 177V178H230ZM235 177V178H234ZM237 177H239V178H237ZM260 177V178H259ZM66 178V179H65ZM94 178H96V176L94 177ZM105 178H107V179H105L104 181H103V183H101L102 182V180H101V185H100V183H99V186L101 187H99V188H97V189H99L98 190V192L103 188L104 190H106V191H108L107 190V188L109 187V189L114 185L113 183H116V181L114 180V181H112V179H114V177H111L112 179H110V178H108V177H105ZM143 178V179H142ZM227 178V179H226ZM242 178V179H241ZM63 179V180H62ZM72 179V178H71ZM70 179V183H71V181L73 182L74 180L72 179L71 180ZM110 179V181L111 182H108V180ZM116 179V178H115ZM231 179V180H230ZM233 179H235V180H233ZM190 180L191 181H193V182H191V184L189 183L190 182ZM260 180V181H259ZM61 181H60V186L58 187V185H56V187H54L55 186V184H54V186H53V183L52 184H50L49 185V187H47V189H46V191L48 190V195L50 194V195H56L57 194V196L56 197H58L59 196V190H62V189H60V188H62V183H61ZM77 181V180H76ZM233 181V182H232ZM263 181V182H262ZM52 182V181H51ZM105 182H106V184H105ZM136 182V181H135ZM227 182V183H226ZM233 184H232V183ZM69 183V184H70ZM111 185H110V184ZM143 183V184H142ZM188 183H189V185L190 186H188ZM202 183V184H201ZM261 183V184H260ZM62 184V185H61ZM68 184V185H69ZM72 184V183H71ZM80 184H81V181H80ZM104 184V185H103ZM236 184V185H235ZM258 184H259V187H258ZM51 185H52V187H51ZM67 184H65V185H63V186H65V192L67 193V194H63V193H65V192H63V190H62V192L60 191V197L59 198H57V200L55 201V203L54 204H56L57 202V207H59L60 208V210L62 211L63 210V208L66 206H68L70 203V201H68L69 200V198H68V200L66 199V196L67 197H69L70 196V194H75V196H76V198L78 199V200H76V198H75V204L74 205H78L79 204V206L80 205H83V203H84V200H85V198L87 197L86 195H87V193H85L86 192V190L84 189V187H82V185H78L77 186V188H75V189H73L69 194H68V189H67V191H66V186ZM107 185V186H106ZM140 185V186H139ZM144 185V186H143ZM184 186V187H183ZM232 186V187H231ZM261 186H262V188H261ZM116 187H118V186H116ZM120 187V186H119ZM55 188H57L56 190H58V192L55 190ZM83 188V189H82ZM184 188V189H183ZM259 190H258V189ZM142 189V190H141ZM213 189V190H212ZM233 190V192H232V190ZM257 189V190H256ZM53 191V190H55L57 193L56 194H54V192L52 193L51 191ZM83 190V191H82ZM141 190V191H140ZM144 190V191H143ZM204 190V191H203ZM255 190V191H254ZM261 190V191H260ZM51 193H50V192ZM102 191V192H101ZM99 193H98V196L97 197H101V196H99V195H102V193L104 194V192H106V191H103V190H101ZM129 193H128V192ZM143 194H141L140 192ZM199 191V192H198ZM225 191H227L226 192V194H227V196H228V192H229V194L230 193H232V196H235L236 197V199H237V201H238V203H240V205L237 203L236 204V207H237V205L238 206H240V207H234L233 209H228V211H227V209L225 208V207H223V205L221 204V202H220V200L222 199V197L225 195V193H223V192H225ZM254 191V192H253ZM256 191H260L259 193L258 192H256ZM263 191V192H262ZM130 192L132 193V194H130ZM137 192V193H136ZM194 192H195V195H194ZM255 192L257 193V194H255ZM29 193V192H28ZM63 195H62V194ZM85 193V194H84ZM186 193V194H185ZM189 193V194H188ZM216 193V194H215ZM222 193H223V196H222ZM254 193V194H253ZM27 193H25V195H24V198H23V196L22 197H20V199H21V202H23V204L24 203H30V193L28 194V195H26ZM105 194H107V192L105 193ZM125 194H127L128 195V197L130 198V200H133L134 199V201L133 202H131L132 204H131V206H133V204H134V209H133V213H132V215H133V217H136V216H138V217H136V218H139V217H143V215H145V214H142L141 215V213H142V211L143 210H145V211H143V213L145 212V213H147L148 214V212H152V214H154V215H150V214H148V215H150L151 216V221H152V223H153V226H151V224L152 223H150L149 225L151 226H145V228H148V229H151V230H149V232H148V234L147 235H143L142 237L140 236L143 232H144V230H146V229H143V227H139L140 226V223H139V225H138V220H141V218H139V219H136L135 218V220H133L134 222L135 221H138L137 223H134L133 221L131 222L132 224H136V227L135 226H133V225H131V227H130V225H126V224H123V222H121L119 219H120V212H121V205H120V203H122V199L124 198V196L123 195H125ZM129 194H130V196H129ZM133 194H135V196L133 195ZM188 194V195H187ZM210 194H211V196H210ZM236 194H237V196H236ZM259 194H261L260 196H259ZM61 195H62V198L63 199H61ZM66 195V196H65ZM143 197H142V196ZM200 195V194H199ZM86 196V197H85ZM103 196V199H102V201H104L103 203H105V195H102ZM192 196V197H191ZM215 196V197H214ZM220 196V197H219ZM229 196H231V194L229 195ZM263 196V197H262ZM123 197V198H122ZM133 197H135V198H133ZM140 197H141V199H140ZM191 197V198H190ZM214 199H213V198ZM253 197H254V199H253ZM259 199V201H258V199ZM188 199V201H189V203H188V201H187V199ZM220 198V199H219ZM56 199V198H55ZM99 201H98V200ZM140 201H139V200ZM189 199H191V200H189ZM194 199V200H193ZM211 199H213V200H211ZM219 199V200H218ZM25 200H27V201H25ZM67 200V201H66ZM215 200V201H214ZM218 201H219V203H218ZM222 201V200H221ZM241 201V202H240ZM66 202H68V204H65ZM78 202H80V203H78ZM98 202L100 203V205L98 204ZM195 202V203H194ZM82 203V204H81ZM149 205H147V204ZM192 203H193V205H192ZM23 204H21V205H23ZM25 204V205H26ZM64 204V205H63ZM96 204H98V205H96ZM151 204H152V206H151ZM24 205V207H28V205L29 204H27V206H25ZM63 205V206H62ZM71 205H73V203L71 204ZM71 205H69V206H71ZM154 205H155V207H154ZM144 206H148V208H146V207H144ZM195 206V207H194ZM63 207V208H62ZM78 207V206H77ZM104 207V208H103ZM222 207V208H221ZM101 208H103L102 210H101ZM138 208H140V209H138ZM144 208V209H143ZM151 208V209H150ZM153 208V209H152ZM154 208H155V211L156 212H154L153 210H154ZM225 208V209H224ZM236 208V209H235ZM224 209V210H223ZM101 210V211H100ZM226 210V211H225ZM235 210V211H234ZM34 211L35 210H33L32 212H33V214L35 215V213H34ZM60 211V212H61ZM136 211H139V212H137L136 214H135V212ZM148 211V212H147ZM36 212V211H35ZM150 212V213H151ZM226 212V213H225ZM228 212H230V213H228ZM232 212V213H231ZM33 214L31 215V216H33ZM138 214V215H137ZM262 214H263V216H262ZM92 215V214H91ZM112 215V216H111ZM111 216V217H110ZM152 216H154V217H152ZM261 216V217H260ZM107 218V219H106ZM192 218V219H191ZM156 219V220H155ZM206 219V220H205ZM263 220V221H262ZM93 221H94V219H93ZM120 221V222H119ZM150 221V222H151ZM156 222V223H155ZM93 223V224H92ZM106 225L105 227H103V226H101V225ZM120 224V225H119ZM95 225V226H94ZM124 226V229L123 228H121V227H123ZM82 226V227H83ZM118 226L120 227V229H118ZM127 226V227H126ZM139 227V230H138V227ZM37 227V226H36ZM85 227H86V229L88 230H86L85 229ZM94 227V228H93ZM101 227H103L104 229V231H106L107 233L106 234H108L109 236H111L110 238H111V241H115V243L113 244V242H112V245L115 247L117 244H119V245H117L115 248H113V246H112V248L113 249H116L117 250V252H116V250H114L113 251V249H111V248H108V247H106L107 246V244H106V241H105V239L103 240V241H101V242H97V243H94V244H92V241L90 240V238L93 240L96 236H97V233L102 229ZM135 229H134V228ZM150 227V228H149ZM49 228H51V229H53V230H49ZM91 228V229H90ZM96 228H97V230H96ZM126 228V229H125ZM142 228V229H141ZM57 229V230H56ZM97 231L96 232V234H95V230ZM99 229V230H98ZM115 229H116V231H115ZM140 229L142 230V231H140ZM47 230H48V233H49V231H51L49 234L47 233ZM78 230H82V232H83V230H84V232H83V234L86 236V237H88L87 238V240H86V242L84 243V244H82V246L80 245V243L79 242H77V241H79V240H77V237H75V236H77L78 234H77V232L79 233V231ZM91 230V231H90ZM117 230H118V232L120 233H118L117 232ZM120 230V231H119ZM124 230V231H123ZM131 232H130V231ZM136 230V231H135ZM209 230H210V232H209ZM22 230H20V232H21ZM109 231V232H108ZM127 232V234H126V232ZM128 231L130 232V233H128ZM138 231V232H137ZM147 231V230H146ZM145 231V232H146ZM19 232V231H18ZM17 232V233H18ZM20 232H19V234H18V236H17V234H16V236L12 233V235L15 237L14 239L17 241L18 240V242H16L15 240H13V238H11V242H13L16 246L19 244V248H20V245H22V244H24L25 243V241L27 240V239H25V241H22V240H24V238L23 237H19V236H23V235H25V233L22 231L21 233L22 234H20ZM37 232H38V234H39V232H41V234L43 233V235L42 236H38L39 238H41V239H39L38 237H36V235H38L37 234ZM92 232V233H91ZM123 233V235H121L122 233ZM135 232V233H134ZM137 232V233H136ZM140 232V233H139ZM34 233V232H33ZM53 233V234H52ZM76 233V235L74 236L73 234H75ZM90 233V234H89ZM125 233V234H124ZM133 233H134V235H135V237H134V235H133ZM150 233V234H149ZM46 234H48L47 236H46ZM93 234H95V235H93ZM140 234V235H139ZM51 235V236H50ZM73 235V236H72ZM125 235V236H124ZM53 236V237H52ZM91 236V237H90ZM127 236H128V238L130 237V238H132V236H133V238L132 239H127ZM145 236V237H144ZM147 236V237H146ZM17 237V238H16ZM37 239V240H41L42 242H44V243H42L43 245L42 246H44V247H42V248H40V249H37V245H38V242L39 241H37L35 238ZM43 237V238H42ZM45 237V238H44ZM49 237H51V238H53L54 239V241L56 240L58 243H56V241L55 242H53V239H51V238H49ZM66 237H68V238H66ZM71 237H73V239L71 238ZM74 237H75V239H74ZM94 237V238H93ZM123 237V238H122ZM126 237V238H125ZM59 238V239H58ZM119 238H120V242L122 243H120L119 242ZM122 238V239H121ZM21 239V240H20ZM35 239V240H34ZM44 239V240H43ZM58 239V240H57ZM65 239V240H64ZM75 240L74 242H76V243H72L73 241L72 240ZM115 239V240H114ZM125 239V240H124ZM127 239V240H126ZM49 240V241H48ZM62 240V241H61ZM67 240V241H66ZM68 240H69V242H68ZM72 242H71V241ZM129 240V241H128ZM20 241V242H19ZM24 242V243H22V242ZM36 241V242H35ZM46 242V243H45ZM48 242H49V244H48ZM63 242V243H62ZM72 244H71V243ZM118 242V243H117ZM21 243V244H20ZM35 243H37V244H35ZM65 243V244H64ZM67 243V244H66ZM90 243V244H89ZM49 246H48V245ZM56 244V245H55ZM69 244V245H68ZM88 244V245H87ZM121 244V245H120ZM54 245V246H53ZM66 245V246H65ZM64 246V247H63ZM72 246V247H71ZM86 246V247H85ZM122 246V247H121ZM50 247V248H49ZM52 247V248H51ZM67 247V248H66ZM68 247H69V249H68ZM81 247V248H80ZM33 248V249H32ZM43 248H45V250L43 249ZM79 248L81 249V250H79ZM121 248V249H120ZM48 249V250H47ZM84 249V250H83ZM110 251H109V250ZM19 250V251H18ZM35 250V251H34ZM37 250V251H36ZM49 250H51V251H49ZM53 250H56L55 252H53ZM74 250H71V252H73ZM106 250H108V252L106 251ZM17 251H18V253H20L21 254V257H23V256H25V257H23L22 259H21V257H20V254H18L17 253ZM80 251V252H79ZM81 251H82V253H81ZM112 251V252H111ZM119 251V252H118ZM32 252H34V253H32ZM40 252V253H39ZM51 254V255H53V253H56V254H54L52 257H51V255L49 254V253ZM60 252H62V253H60V254H63L64 253V251H62V249H61V251ZM70 252V251H69ZM13 253H15V254H13ZM43 253H45L46 255H44L43 256ZM31 254H33V255H31ZM38 256H37V255ZM49 254V255H48ZM11 255V256H10ZM17 255H19V256H17ZM26 255H28V256H26ZM31 255V256H30ZM59 255V256H58ZM78 255H80V256H78ZM10 256V257H9ZM14 257V259H13V257ZM33 256H34V258L36 259H32L33 258ZM57 256V257H56ZM18 257L21 259V260H24V261H21L20 259H18ZM29 257V258H28ZM82 257V258H81ZM9 259V260H7V259ZM10 258H12V259H10ZM25 258H27V259H25ZM30 258H31V261H30ZM37 258H38V260H37ZM43 258H44V260H43ZM48 258V259H47ZM59 258V259H58ZM62 258H63V260H62ZM5 259V260H4ZM41 259L43 260V261H41ZM53 259V260H52ZM83 259V260H82ZM8 261V263H5V262H7ZM34 262H33V261ZM62 260V261H61ZM83 262H82V261ZM2 261V262H1ZM15 261V262H14ZM50 261H51V263H50ZM65 261V262H64ZM63 262V263H62ZM80 262V263H79ZM152 262H154V263H152ZM72 263V264H73Z\"/></svg>", "mask_w": 264, "mask_h": 264}]
</instances>
